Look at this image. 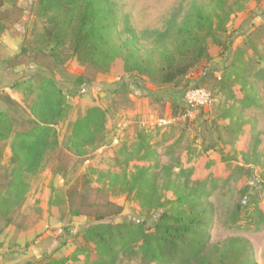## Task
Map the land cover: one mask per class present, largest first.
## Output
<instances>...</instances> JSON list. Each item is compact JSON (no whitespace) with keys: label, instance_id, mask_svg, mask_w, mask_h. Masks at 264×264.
<instances>
[{"label":"rangeland","instance_id":"rangeland-1","mask_svg":"<svg viewBox=\"0 0 264 264\" xmlns=\"http://www.w3.org/2000/svg\"><path fill=\"white\" fill-rule=\"evenodd\" d=\"M1 1L0 63L22 86L0 84V199L16 165L11 142L36 121L33 101L45 79L61 89L66 107L41 164L23 174L10 206L0 205V264L69 258L109 202L123 209L113 223L151 225L156 214L179 210L180 185L191 189L210 179L217 184L206 206L209 264H218L227 247L264 264V223L256 215L264 212V0H224L220 8L216 0H116L107 45L81 42L76 21L83 6L68 29L67 8L42 12L38 0ZM194 4L218 15L211 35L205 27L182 29ZM125 20L137 38L133 49ZM189 64L186 75L163 83L169 65ZM247 90L259 100L250 109L241 104ZM5 95L16 105H6ZM93 109L103 112V127L92 143L78 146L72 124ZM122 148L133 155L119 165ZM141 170L155 179L152 203L134 188ZM129 256L120 264H139ZM85 259L79 255L75 264Z\"/></svg>","mask_w":264,"mask_h":264},{"label":"trees","instance_id":"trees-1","mask_svg":"<svg viewBox=\"0 0 264 264\" xmlns=\"http://www.w3.org/2000/svg\"><path fill=\"white\" fill-rule=\"evenodd\" d=\"M216 1L219 8L224 3V0ZM2 5L0 0V9ZM38 5L42 12L67 8V19L63 25L67 26L68 29H71L73 12L78 6H83L84 10L78 15V21H76L77 35H82L81 42L90 38L94 41L106 39V42L102 44L107 45L108 37L116 28L114 21L116 0H38ZM217 16L215 12L208 13L204 8L194 4L191 13L184 19L182 29L189 32L192 31L194 25L205 27L207 33L211 35V20L213 17L218 18ZM124 27L130 37L127 41L129 48L133 49L137 44V38L134 31L129 29L127 20H125ZM5 29L6 26L0 20V36ZM199 53L202 54L203 50H200ZM190 66V64L186 66L169 65L163 73V83L171 84L186 75ZM78 80L80 81V77ZM20 83L19 80H15L10 87L12 89L21 87L22 84ZM249 91L247 90L241 100L242 106L248 109L256 106L259 101ZM3 100L8 106L16 105L8 95H5ZM65 107V98L61 89L53 80L45 79V82L38 88V94L33 101L32 112L36 121H30L23 131L15 134L11 142V162L16 165L10 175L11 181L4 187L5 193L3 195L5 197L0 199V205L3 206L1 207L2 210L3 208L6 209V206H10L13 198L20 192L23 174L33 173L47 155L45 152L49 147V137L54 131L52 125L62 116ZM103 123V112L99 109L89 110L84 117L77 119L72 124L71 137L74 144L84 147L92 143L95 135L102 129ZM54 142L56 144V139ZM117 155L115 161L120 165L121 162L124 164L130 162L133 153L122 148ZM123 155L125 159L120 161ZM180 175L183 176L184 171ZM154 181L152 175L149 177L147 171L141 170L133 183L138 194L147 192L149 202L153 200V194H155ZM208 183H210L209 189L207 188ZM208 183L195 182L191 189L188 187L184 189L180 185L176 194L179 210L174 214L169 212L156 214L151 225L145 221L113 223L112 218L120 217L123 209L121 206L109 202L105 212L89 214L95 218L93 223H89L88 227L81 232L85 241L82 246L80 245L69 258L58 261L51 260L45 264H75V260L82 254L86 257L84 264H120L122 255L126 254L130 255L131 261H137L139 264H209L211 260L207 250L211 219L208 216L206 206L207 197H209L210 192L216 189L217 182L210 179ZM89 186L90 181L85 184V187ZM187 189L189 190L186 191ZM158 207L159 205L154 209L156 212ZM248 207L247 205L243 206L244 209ZM236 208L237 211L234 213L232 224L237 221L241 206L237 205ZM256 215L258 217L257 224L264 223V212H256ZM89 242L94 246H88ZM234 245L232 242L231 246ZM218 264L255 263L251 257L248 258L243 253V250L227 247L219 254Z\"/></svg>","mask_w":264,"mask_h":264},{"label":"crops","instance_id":"crops-1","mask_svg":"<svg viewBox=\"0 0 264 264\" xmlns=\"http://www.w3.org/2000/svg\"><path fill=\"white\" fill-rule=\"evenodd\" d=\"M2 39H4V37H2ZM14 79V74L13 71H6L2 69L1 63H0V84H4L3 86H6V84L10 81ZM7 82V83H6ZM11 84H7V86H9ZM7 88V87H6ZM5 88V89H6Z\"/></svg>","mask_w":264,"mask_h":264},{"label":"built area","instance_id":"built-area-1","mask_svg":"<svg viewBox=\"0 0 264 264\" xmlns=\"http://www.w3.org/2000/svg\"><path fill=\"white\" fill-rule=\"evenodd\" d=\"M197 93H198V92H197ZM204 97H205V95H204V94H202V96H201L200 98H202V99H203Z\"/></svg>","mask_w":264,"mask_h":264},{"label":"flooded vegetation","instance_id":"flooded-vegetation-1","mask_svg":"<svg viewBox=\"0 0 264 264\" xmlns=\"http://www.w3.org/2000/svg\"><path fill=\"white\" fill-rule=\"evenodd\" d=\"M14 83V82H13ZM9 86H12V85H9Z\"/></svg>","mask_w":264,"mask_h":264}]
</instances>
